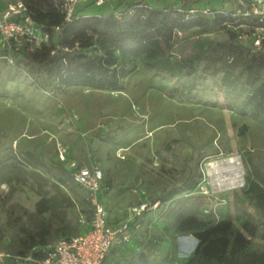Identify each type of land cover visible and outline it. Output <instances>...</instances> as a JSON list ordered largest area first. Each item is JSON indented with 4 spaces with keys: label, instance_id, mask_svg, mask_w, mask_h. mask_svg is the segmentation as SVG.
Returning <instances> with one entry per match:
<instances>
[{
    "label": "rangeland",
    "instance_id": "1",
    "mask_svg": "<svg viewBox=\"0 0 264 264\" xmlns=\"http://www.w3.org/2000/svg\"><path fill=\"white\" fill-rule=\"evenodd\" d=\"M5 3L0 0V9ZM196 6L233 8L235 2L208 0ZM226 38L223 31L176 33L172 56L192 57L206 39ZM26 43L16 40L10 48ZM17 58L0 59V227L6 243L46 240L52 228V239L65 235L63 227L68 234L79 230L78 213L88 218L91 212L87 192L63 173L66 162L75 161L102 170L99 198L112 223L125 219L131 205L159 202L140 221L131 242L111 251L106 263L128 264L139 252L149 253L150 264L185 263L198 242L191 233L167 229L169 219L162 212L170 191L182 189L178 196L186 195L192 183V192L205 196L196 200L202 216L211 210L218 220L229 213L234 228L252 217L257 234L248 252L264 253V221L245 190L243 159L249 154L264 170V117L252 115L249 94L225 92L219 62L202 61L191 75L171 76L135 60L115 88L69 84L44 89L16 68ZM227 157L242 175L230 188L213 181L208 171L211 162ZM55 173L63 174V181Z\"/></svg>",
    "mask_w": 264,
    "mask_h": 264
},
{
    "label": "trees",
    "instance_id": "2",
    "mask_svg": "<svg viewBox=\"0 0 264 264\" xmlns=\"http://www.w3.org/2000/svg\"><path fill=\"white\" fill-rule=\"evenodd\" d=\"M24 1L29 7L30 17L41 31L49 34V39L40 46L26 43L17 50L0 48V59L12 62V56L18 57L16 68L25 71L41 88L57 89L69 84L115 88L135 60L148 69L162 70L171 76L191 75L202 61L219 62L225 92L249 94L252 115L255 118L264 117V52L252 53L242 44L239 40L242 30L235 31L231 27L237 19L230 14L185 19L184 14L177 11V6L156 8L149 6L145 0H124L123 8L106 15L99 11L89 12L86 9L94 3H85L77 7L70 22H65L63 13L53 0ZM116 1L121 5L122 0ZM190 5L188 1L181 0L180 8L185 10ZM56 26L60 29L57 33L54 32ZM191 30L196 35L223 31L227 38L223 41L206 39L194 56L174 58V35ZM20 64L23 67H19ZM3 74L0 69V77ZM6 75L10 76L11 72ZM259 79L261 82L258 84ZM243 159L246 166L245 190L252 195L264 221V170L253 163L249 154H245ZM27 164L37 167L31 161ZM63 173L70 176L69 170L63 169ZM55 174L63 181V174ZM194 185L186 186V195L178 196L182 189L170 191L166 197L170 202L162 212L169 219L167 229L173 228L176 233H191L198 242L192 255L182 264H264V253L248 252L257 234L253 218L234 228L235 219L229 213L218 220L214 218L215 211L205 210L206 215L202 216L196 200L205 196L194 194ZM36 209L40 210V203L36 204ZM89 210L90 216L87 218L85 215L88 221L92 217L91 206ZM77 224L79 230L72 231V234H68L67 227H63V236L81 233L78 221ZM55 230L51 229L46 240H13L6 243L5 231L0 227V250L25 254L33 246L54 240ZM128 264H150L149 253H137Z\"/></svg>",
    "mask_w": 264,
    "mask_h": 264
},
{
    "label": "built area",
    "instance_id": "3",
    "mask_svg": "<svg viewBox=\"0 0 264 264\" xmlns=\"http://www.w3.org/2000/svg\"><path fill=\"white\" fill-rule=\"evenodd\" d=\"M55 6L63 13L64 21L70 22L78 6L86 0H53ZM107 0H94L96 7H101ZM177 11L184 18L197 16L212 17L215 14H230L236 17L235 31L241 29L239 40L252 53L264 49V0H236L233 8L212 10L211 8L191 6L185 10L177 6ZM241 19V20H240ZM59 27L54 32H59ZM179 33V32H177ZM0 39L7 47L12 43L26 41L32 46H40L49 39L34 23L29 14V7L24 0H6L0 9ZM61 161L66 162L62 152ZM67 169L72 181L85 190L92 209V217L88 221L83 213L78 215V223L82 232L77 235L59 236L44 244L33 246L25 254H14L0 250V264H114L106 263V257L116 248L128 244L140 227L146 215L157 208L159 202H141L127 208L125 219L110 223L107 209L100 201L99 194L103 180V172L97 165H81L75 161H67ZM174 264H178L175 262Z\"/></svg>",
    "mask_w": 264,
    "mask_h": 264
},
{
    "label": "bare ground",
    "instance_id": "4",
    "mask_svg": "<svg viewBox=\"0 0 264 264\" xmlns=\"http://www.w3.org/2000/svg\"><path fill=\"white\" fill-rule=\"evenodd\" d=\"M208 171L213 181L224 182L226 188L235 187L242 176L241 170L236 166L233 157L221 158L219 161L211 162Z\"/></svg>",
    "mask_w": 264,
    "mask_h": 264
},
{
    "label": "crops",
    "instance_id": "5",
    "mask_svg": "<svg viewBox=\"0 0 264 264\" xmlns=\"http://www.w3.org/2000/svg\"><path fill=\"white\" fill-rule=\"evenodd\" d=\"M91 0H86V3H89ZM146 3L149 5V6H152V7H156V8H163V7H166V6H180L181 4V0H145ZM188 1L189 3H191L190 7L191 6H196V5H199L200 2L202 1H208V0H186ZM234 2L236 3V0H234ZM126 3V1L122 0V3L121 5H118V2L116 0H107L101 7H96L98 10H94L92 12H98L99 13H102L100 10L102 7H106L108 8L111 12L112 11H117V10H120L121 8H123L124 4ZM227 5H229V1L227 3ZM226 5V6H227ZM95 6V5H93ZM92 6V7H93ZM226 6L222 7V8H226ZM92 7H88L86 10H92ZM204 7V6H202ZM214 7H211V9H213ZM222 8H219V9H222Z\"/></svg>",
    "mask_w": 264,
    "mask_h": 264
}]
</instances>
